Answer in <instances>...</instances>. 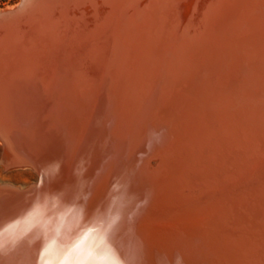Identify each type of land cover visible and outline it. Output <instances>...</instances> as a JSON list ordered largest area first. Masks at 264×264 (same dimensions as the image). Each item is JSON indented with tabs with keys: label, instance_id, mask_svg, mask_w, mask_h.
Returning a JSON list of instances; mask_svg holds the SVG:
<instances>
[{
	"label": "bare ground",
	"instance_id": "6f19581e",
	"mask_svg": "<svg viewBox=\"0 0 264 264\" xmlns=\"http://www.w3.org/2000/svg\"><path fill=\"white\" fill-rule=\"evenodd\" d=\"M240 1V6H236L235 0H198L188 17L181 21L176 18L175 21L176 0H162L153 7L146 30L140 24L142 21H139L138 26L144 30L143 33L140 32L141 36H137L139 33L136 29L137 34L133 37L130 35L132 39L129 41L122 37L123 40L117 43L109 60L105 53L94 55L88 47L89 52L94 55L89 60L93 61L95 68H105L109 71L108 74L111 73L109 77H114L112 83L110 81L112 100L109 99L108 102L117 106L116 114L111 111L113 107L111 110L102 109L106 108L107 102H100L94 95L98 102L89 103L95 104V107L92 106V110L89 106L91 113L86 112L87 117L84 115L85 118L81 117L78 121L76 110L79 104L76 107L73 104L77 102L76 95V101L72 102V95L63 100L61 97L65 95L61 94L59 97L63 101L60 106V100H55V104L58 103L56 106H60L56 108L53 106L54 100L53 103L46 102V97L52 94L49 95L48 90V94H45L46 87L42 88L45 91L41 90L46 83L41 86L37 81L26 86L29 89L27 91H30L29 97L27 96L30 102H24L26 99L22 95V99L16 101L18 104L15 105L20 106V109L16 106L14 108L13 103V108L10 106L11 109H7L8 104L10 105L7 98L0 99V116L10 118L16 112L19 114V121H22L18 123L21 129L24 124L28 126L29 132L26 130L25 134L27 137L20 141L28 152H32L31 157L34 153L37 158H34L36 162H30L27 160L31 158L27 159L26 153L23 152V156H20L17 141L15 143L9 136H2L3 132L0 131V138H3L7 148L4 153L6 160L9 162L14 159L13 161L17 160L21 164H28L40 175L38 182L0 188V226L19 225L15 229V241L7 235L4 238L0 264H40L41 253L51 232H43L39 228L27 231L31 227L28 218L34 212L44 214L53 222L52 227L58 223L57 217L64 221L66 230L60 237L64 244L69 242V235L77 231L79 225L112 221L113 226L108 232L110 247L104 245L103 239L93 237L88 240V235L85 234L82 246L76 253L80 256H95L98 249L104 248L103 255L120 264H264V16L254 17L248 7L257 2L262 4L264 0ZM226 12V17L234 16L231 19L235 29L232 24L231 29L230 26L225 29L220 23ZM226 17L222 19L225 20ZM215 21L220 23L217 28L211 24ZM170 22H177V27L173 25L177 37L172 39L169 36L173 30L172 27L169 31ZM207 23L209 26L205 30L203 25ZM93 26L97 27L98 23L94 21ZM89 40L92 41L90 37ZM94 43L97 47V41ZM99 44L102 45V41ZM168 44L170 47L164 49ZM79 47L78 51L82 49ZM78 61L81 62L80 59ZM80 62L78 65L81 66ZM235 70L238 72L234 73L237 79L235 76L232 78L237 80L234 88L237 94L234 98L232 90L228 89L232 93V101L227 99L229 96L222 99L220 89H225L227 83L224 81L231 76L230 71L233 73ZM220 72L226 73L223 74L225 77ZM78 79L81 80V77ZM74 82L71 85L77 84ZM230 84L233 85L231 82ZM91 85L92 81L90 87ZM81 89L83 88L78 91ZM80 106L78 112L81 113ZM73 108H77L74 110L76 114ZM85 108L88 109H82ZM7 111L14 113L9 116ZM80 113L78 115L84 114ZM15 120L17 122L16 118ZM176 133L178 135L175 140ZM2 138L0 141H3ZM27 155L30 157V154ZM152 158L171 161L166 167L173 164V168L170 167L174 169L173 173L167 181L144 182L149 177ZM160 163L163 165V162ZM154 168L151 167V175L155 172ZM236 178L242 181L234 189L226 191L224 196L221 194L225 198H220L214 192L220 198L217 197L214 201L204 193L212 189L222 190L226 181ZM96 186L99 190L94 196ZM226 188L230 189V186ZM201 190L205 194L203 196L207 197H204L205 203L206 199L210 200L204 210L211 211L208 215L204 212L205 218L201 215L202 211H196L198 216H202V221L205 219V224L208 223L201 227L206 230L205 233L211 232L214 235V230L217 232L220 226H224L221 224L227 223V228H222L221 233L219 232L220 237L215 240V236L210 234L213 238L210 237L209 244L201 242L197 233L203 234L202 231L188 227L186 231L175 223L176 226L163 233L164 236H170L160 244L151 246V252L147 256L139 242L141 236L134 234L135 229L146 231L151 223L157 222V217L154 216L156 214L146 213L147 207L152 206L154 201L173 206L175 201L177 204V200L185 196L190 199L192 195L196 197V192ZM181 201L179 202L184 205L189 200ZM193 206L195 207L191 205L192 208ZM183 210L185 209L179 212L173 210L174 219L175 215L183 220L186 216L189 219L192 212L184 215ZM190 218L193 219L192 216ZM195 220L194 224L200 219ZM163 221L159 222L162 224ZM190 222L193 224V221ZM84 240H88L86 246L83 245ZM194 240L199 241L198 248L195 247ZM59 252L57 240L52 238L48 255L56 256Z\"/></svg>",
	"mask_w": 264,
	"mask_h": 264
},
{
	"label": "rangeland",
	"instance_id": "374dc122",
	"mask_svg": "<svg viewBox=\"0 0 264 264\" xmlns=\"http://www.w3.org/2000/svg\"><path fill=\"white\" fill-rule=\"evenodd\" d=\"M159 1H162V0H96L94 2L87 3V4L86 3L85 4H81V5L77 4V5H75L74 8H72V9L70 8L68 10V7H64V5L61 4L58 1L33 0V2L30 5H28L27 7L23 8V9H19L18 5L20 4V1L18 3H16V4H14V5H7V6L3 7V8H0V10H1L0 13H3L2 15H0V99L4 98V100H6L5 98H7L6 101H9L8 103H10V105L8 104L7 109L10 108L12 103L14 105V108L18 107V105L17 106L15 105L17 103L16 101L19 102L20 99H22V96L24 97L23 99H26V100H24V102L28 103V102H30L29 100H27L28 97H29L28 93L30 92V91L29 92L27 91V90H29L28 89L29 84H31V82L33 83V82L37 81L38 83L41 84V86H44L45 83H46V85L44 87H41V90H44L42 88L46 87L45 88L46 92L48 90L49 91V95L52 94V95H50L51 98H50V96L46 97V99H47L46 102H51V103L54 102L53 106H55L56 108L60 107L61 106L60 105L61 102L64 99H66L67 97L70 98L71 95H72V99L74 98L73 100H71L72 102L76 101V99H77V102L73 103V104H76V105H74V107H76L79 104L77 106V108L79 110V106L81 105L80 106L81 111H82L81 113H84L86 108H85V110H83V109H84V107H87L88 109L85 111L84 114H81L80 111L78 112V110H76L77 108H73V111L76 110L77 111L76 113H78V114L80 113L81 114V115H78V114L76 115V116H78V119H76L78 121H79V119L81 117L83 119V118H85V116L87 117L88 113L89 114L91 113L90 107L93 110V107H95L93 105H95V104H90V103H93V102L96 103V101L98 102L97 99H99L100 102L102 101V103H104V104L107 102L105 104L106 108L102 107V109H107L108 108L107 110H111V108L113 107L111 111L115 112V114H116V112L118 113V110L116 109L117 106H115L114 104L112 105V102H108L109 99H110V101L112 100V93L110 91V85L112 83V80H114L113 79L114 77L113 76L109 77V76H111V73L108 74L109 71H107V69H105V68L104 69H99L97 67V69H96L95 65L92 63L93 61H90L91 59L89 60V58H92L97 53L103 52V53H105L106 59L109 60V58L112 55L113 49L116 47V45H117V43L119 41L123 40V38L129 41V39L130 38L132 39L133 35L134 34L136 35L137 32L139 33V35H137V36H141L140 32L143 33L142 31H144V30H146L148 28L147 26L150 24L149 23V19H150V15H151V13L153 11V7ZM197 1L198 0H176V2L174 4L175 5L174 6V16L177 14L176 15L177 17H174V20L176 21V18H177L178 21L179 20L181 21V19H184L185 17H188L190 15V13H191V9L195 6V3ZM240 2H241L240 0H235V5L236 6H240ZM162 4H164V3L162 2ZM178 5H179V7H178ZM9 7H12V8L9 9ZM248 7H250L249 11L251 12V15H253L254 17L264 16V2L262 4H260V2H257L256 5H253V6L252 5L251 6L248 5ZM162 11H161V13H162ZM96 14H98V15H96ZM226 14H227V12L222 17H226ZM85 15H86V17H85ZM178 15H179V17H178ZM222 17H221V19H222ZM232 17H234V16L233 15H229V16H227L225 18V20L222 19L223 21H221V19H220V23L224 25L225 29H227L229 26H230L229 28L231 29L232 25H233V29H235L234 28L235 25H234V23H232V22H234L231 19ZM227 18L230 19V20H228ZM98 20H101V21L99 22ZM94 21L96 23H98L99 27L98 26L97 27L93 26ZM139 21L140 22L142 21L140 24H141V26L144 25V27H142V28H144V30L141 29L140 26H138V25H140ZM218 21H215L214 23H211V24L215 28H217L218 25L220 24ZM147 22H148V25H147ZM100 23H102V24H100ZM172 23L170 25L169 31H171L170 29L173 27V25L175 27H177L176 26L177 22H174L173 24ZM90 24H92L91 27H90ZM208 24L209 23H207V24H205L203 26L206 27ZM175 27H173L172 28L173 30L169 33V36L171 37V39L174 38L175 36L177 37L176 32H175L176 30H174ZM136 29H138V30L140 29V30L139 31L137 30V32H136ZM204 29L206 30L207 27L204 28ZM172 32H174L173 33L174 35L172 34ZM96 35H98L99 37H95ZM125 35H127V36H125ZM130 35L132 37H130ZM171 35H173V36H171ZM86 36H88L87 39H86ZM110 36H112V37H110ZM89 37L91 38L92 41L89 40ZM74 38H76V39H74ZM77 39L80 40V41H78ZM81 39H84L85 41L84 40L81 41ZM174 40H176V39H174ZM76 41L79 44H77ZM86 41L89 42V43H87ZM96 41H97V47H95L96 44L94 43ZM101 41H102V45L99 44V43H101ZM128 41H124V42H128ZM85 43H86V46H85ZM91 44H93V45H91ZM131 44H134V43L132 42ZM73 45H74V47H73ZM106 45H107V47H106ZM76 46H78V47L80 46L82 49H79V51H78L77 50L78 47H76ZM72 47L74 49H76V50H72L73 49ZM88 47H89V50H91L92 53H94V55L92 53H90L91 51L89 52ZM92 47H94V48H92ZM138 47H141V45H139ZM168 47H170V44L166 45L164 49H167ZM84 48L86 50H88V51H86ZM95 48H96V50H95ZM68 51H69V53H68ZM76 51H77V53H76ZM107 51H109V52H107ZM80 52H82L83 55H81ZM72 53H73V55L71 56ZM109 53H111V54H109ZM78 54H79V56L76 57V55H78ZM58 55H59V60H58ZM84 55H85V58L84 57L82 58V56H84ZM87 55H89V57ZM71 57L72 58L74 57V59H72ZM61 58H63V59H61ZM79 59L81 60V62L78 61ZM85 59H87L89 62L86 61ZM76 60L81 63V66L78 65L79 63ZM75 61L77 62V64H75L76 63ZM83 61H86V62L84 63ZM82 63L84 64L83 67H82V65H83ZM68 64L69 65L71 64V65L69 66ZM68 66H69V68L71 67L72 69L71 68L69 69ZM72 66H75V67L79 66L81 69H79L78 67H77L78 68L77 69V68L72 67ZM105 67L107 68L108 66H105ZM66 68H68V69L66 70ZM74 69L76 71H73ZM70 70H71V72H69ZM95 70H97V71H95ZM102 70H105V71H102ZM67 71L69 73H67ZM79 71H81V73ZM87 71H89V72H87ZM72 72H75V73L73 74ZM82 72L83 73L85 72L84 75H83ZM91 73L93 75H91ZM234 73L237 74L238 73L237 70H235V72H233V73L230 71L231 76L228 77L229 80L226 79L224 81V82L227 83V86H225V89H223V90H222V88L220 89L221 93H222V96H223V97H221L222 99H226L229 96L227 99H230L229 101H232V99H231L232 95L235 98V94H237V92H235V89H234L236 87V83H237V80H236L237 76L234 75ZM62 74H64V75H62ZM223 74H226V73L220 72V75H222V77H225V75H223ZM44 75H46V76L44 77ZM65 75H66V79H65ZM67 75H68V77H67ZM96 75H97V77H96ZM74 76H75V78L77 77L76 80L74 79ZM85 76L88 77V78L84 80L83 78H86ZM78 77H81V80L83 79L84 82L85 81L86 82L85 83L82 82L80 79H78ZM91 77L93 78V80H92ZM105 77L107 78V80H106ZM232 77H234L236 79H233ZM70 78H72V79L70 80ZM26 79H28V80L26 81ZM100 79H101V81H100ZM31 80H33V81H31ZM41 80H43V81H41ZM74 80L76 82H77V80H79L77 82V84L80 86V88L82 87L83 89L78 91L80 88H79V86L77 84H75V86L71 85L72 82H74ZM80 81L83 84L79 83ZM91 81H92L93 85H91V87H90ZM110 81H111V83H110ZM47 82L50 83V84H47ZM76 82H74V83H76ZM230 82L233 83L234 87H233L232 84H230ZM48 85H50L51 87L48 88ZM81 85H84V86H87V87H84V86H81ZM26 86H28V87H26ZM77 86H78L79 89L77 88ZM231 86H232V88H231ZM92 87H93V89H92ZM97 87H99V88H97ZM24 88H26V90H22ZM49 89H51V90H49ZM70 89H71V91H70ZM75 89L78 91V93L75 92L76 91ZM89 89L90 90L92 89V90L90 91ZM228 89L232 90L233 94ZM82 90H84V91H82ZM93 90H94V92H93ZM99 90L102 91V93H100ZM108 91H109V93L111 95L108 93ZM50 92H52V93H50ZM56 92H57V94H56ZM63 92H65V93H63ZM73 92H75V94ZM90 92H92V93H90ZM68 93H70V94H68ZM45 94H48V92L45 93ZM61 94L65 95V96L61 97L62 96ZM78 94H79V96H78ZM73 95H74V97H73ZM75 95H76V99H75ZM91 95H93V96H91ZM94 95L97 98L96 100H95ZM54 96H55V98H53ZM59 96L63 100H61ZM86 96H87V98H86ZM90 97H92V99H89ZM55 100H60V102H58L59 104L57 103L60 106H56L57 104H55L56 103ZM80 100H82V101L80 102ZM83 102H85V103L82 105ZM86 102L88 104L87 106H86ZM109 104L112 105V106H110ZM21 106H24V105H21ZM109 106H110V108H109ZM18 109H20V106L18 107ZM16 111H17V109H16ZM7 112H9V111H7ZM86 112H88V113L86 114ZM10 113H12V111H10L8 113L9 116H10ZM13 113H14V111H13ZM15 113L13 115H15L16 117L15 116H13V117L10 116V118H8V117L7 118H3L2 116H0V131L3 132L2 136H4V137H6V136L8 137L9 136L10 138H12V140L14 142L17 141V143L16 142L15 143H16V146H18V148H19V149H17L20 152L19 155L21 156L23 154V152H24V154L26 153L25 155L27 156V159L31 158L30 160L28 159L27 161L31 162V160H33V161L36 162V160H34V158H36V157H34L35 154L34 153L32 154L33 155L32 156L33 158H32L31 157V153L32 152L31 153L28 152L29 150H27L21 143V141L24 140L27 137V135L25 137V134H27V131H28L27 127L28 126L26 124H24V127H22V129H21V125H18V123L22 122V121H19V118H18L19 114H17V113L15 114ZM74 113H75V111H74ZM15 118L17 119V122H16ZM1 120H2V122H1ZM80 121H82V120H80ZM2 124H3L4 127L2 126ZM14 127H15V129H12ZM4 128H6V129L4 130ZM16 128H18V129H16ZM7 130H8V132H7ZM14 130H16V131L13 132ZM17 130L18 131L20 130L19 131L20 133ZM9 131H10V133H9ZM24 131L26 133H23ZM17 135H20V137L17 136ZM177 135H178V133H176V135H175V140H176V136ZM13 136L15 138H17V137L18 138L14 139ZM23 137H25V138H23ZM2 140H3V138H2ZM0 142L2 143V144H0V184H6V185L9 184L11 186H17L18 187V186H24V185H27V184H30V183H33V182H36L37 180H39V178H40V175L38 174L39 172L37 173L36 170L32 169V166H29L28 164L27 165L21 164L17 160L13 161L14 159H12V160L10 159L9 162H8L6 160L7 157L4 154L5 151H7L6 150L7 148L5 147V143H4L5 141L3 140V141H0ZM21 146H23V148H25V150L23 148L21 149ZM20 149H21V151H20ZM27 154H30V157ZM21 160H24V159H21ZM151 160H152V162L150 161L149 164L152 163L151 164L152 166H150V170H149L150 172L148 173L149 177L150 176L151 177L150 178L149 177L146 178L144 180V182H150V181L153 182L154 181V182L157 183V182H160V181H167L168 177L172 175L173 170H174V169H171V168H173V164H171V163H170V167L171 168L170 167H166L168 162H171V161H167V160H162L161 161L160 158H157V159L152 158ZM153 160H154V163H153ZM157 160H159V162H157ZM10 162H11V165H10ZM160 162H163L162 164L163 165L166 164V165L165 166L160 165L161 164ZM164 162H165V164H164ZM23 163H25V162H23ZM155 163H157L156 165H158V167L156 165H153ZM4 166H5V168H4ZM151 167L154 168L153 172L155 171L157 173L154 172V174L151 175V172H152L151 171L152 170ZM158 168H159V170H158ZM166 168H168V170ZM164 169H166L167 171L164 170ZM240 181H242V180H240V179L238 180V178L230 179L229 181H226V183L224 184V187H222L223 188L222 190H218V189H214L213 190L212 189V190H210L208 192L204 191V193L206 194V196H208V197L210 196V198L212 197V199H214V201H215V199L218 196H220V198H221V197H223L225 195L224 193L226 191L234 189L235 186H237V184ZM226 186L227 187L230 186V189L226 188ZM96 189H95V191H97V192H95V191H94L95 193L93 192L94 196H96L95 194L98 193L99 187L97 188V186H96ZM201 191H197L196 192V197H194L195 195L194 196L192 195L193 197L190 195L191 199H190L189 196H185L182 199H180L183 202H185L186 200H189L188 202H190L191 204L186 201L185 204L182 205L183 203H180L179 202L180 200H177V204L180 203L181 205L179 204V206H181V207L177 206L176 201L173 204V206L171 204L167 205L169 203H167V204H162L161 203L162 205H164V206H162L159 203L157 204L156 201L153 202L154 204H156V205L153 204L154 208L152 207L153 205L152 206L149 205V208L147 207V209L145 210L146 213H148L149 215L150 214L151 215L156 214L154 216L157 217V220H156L157 222L152 223V225H150V227H149V232L151 233V235H153V237L158 238V237L164 235L170 228L178 225V226H181V227L185 228L186 231H187L188 228L191 229V230L202 231L203 234H201V232H200V234L197 233L198 237L201 239V242L204 241V242L208 243L209 241H211L210 239L213 238V237H211V235L215 236L214 237L215 240H216V237H220L219 236V235H221L220 231H222V228H227V225H228L227 223H226L227 225L226 224H221V225H224V226H220L217 229L218 230L217 232H216V230H214L215 232H212V233H214V235L211 234V232H209V233L206 232L205 233L206 230L204 231L203 228L201 227V226H203V224L205 226H207L208 223L205 224V219H204L205 217L204 216H206L207 213H209V214L211 213V211H209L207 209L204 210L205 209V205L208 204L210 202V200L206 199V203H205L204 197L205 198H207V197L203 196L205 194L203 193V191L202 192ZM214 192H216V194H219V195L218 196L215 195ZM199 193H200L201 196L199 195ZM221 194L223 196H221ZM202 198L204 200H202ZM223 198H225V197H223ZM200 199H201V202L199 201ZM194 200H195V202H194ZM196 201L197 202L199 201L200 203L199 202L197 203ZM202 202L205 203V204L203 205ZM191 205H195V207L193 206L194 208H192ZM171 206H172L173 209L170 208ZM151 207H152V209H151ZM155 207H156V209H155ZM183 207H185V208H183ZM199 207H201V208H199ZM164 209H165V211H164ZM182 209L186 210V211L183 210V214L185 212L184 215H186V213H191L192 212L190 216H192L193 219H191L189 214H187L189 216V219L187 218V216L186 217L183 216V218L184 217L186 218V219L183 220V219H181L182 217H180L178 215V217H180L179 218L180 221H179V219H177L178 217L175 215V219H176L175 220L174 219V215L172 213V212H174L173 210H177V212H179L180 210L182 211ZM190 209H191V211H190ZM170 210H172V211H170ZM196 211H197V213L198 212L201 213V211L203 212V214L201 213L202 216L204 215L203 216L204 217L203 221H202V216L200 214H199L200 216H198ZM204 212H206V214ZM215 212L217 213V211H215ZM169 213H171L172 215L169 214ZM165 214L167 216H164ZM169 216L171 218L173 217L172 218L173 221H172L171 218L169 219ZM165 218H167V220ZM195 218H196V220L198 218L201 221L197 220V221H199V222H197L195 220ZM158 219H160V220H158ZM161 220H164L162 222V224L160 223ZM189 220L193 221V224ZM194 220L196 221L195 224H194ZM171 221H172V223H170ZM181 221H182L183 225H180V224H182ZM184 221H187L189 224H187ZM175 223H176V225H175ZM185 223L187 225H185ZM153 224H155V225L153 226ZM159 224H160L161 227L160 226L158 227ZM163 224L166 225V226H163ZM155 226H157V227H155ZM193 226H195V227H193ZM192 227H193V229H192ZM198 227H201V228L198 229Z\"/></svg>",
	"mask_w": 264,
	"mask_h": 264
},
{
	"label": "snow or ice",
	"instance_id": "6c2138e0",
	"mask_svg": "<svg viewBox=\"0 0 264 264\" xmlns=\"http://www.w3.org/2000/svg\"><path fill=\"white\" fill-rule=\"evenodd\" d=\"M31 221V227L27 230L28 232L32 231L34 228H39L43 232H51V237L49 238L48 243L45 245L44 251L41 253L40 264H120L117 260H109L104 255V248L97 250V255H76L82 246L81 241L82 237L85 234L88 235V240L96 237L98 239H103L104 245L110 247V241L108 240V232H110L111 227L113 226L112 221L108 222H93L87 225H79L77 231L69 235V242L64 244L61 240V234L66 230L64 221L57 217L56 225L52 227V221H50L44 214L40 212H34L30 214L29 218ZM16 225H9L7 227L0 226V250L3 248L5 236H9L14 241L16 240L15 229L18 227ZM101 234H103L101 236ZM27 235V232H25ZM52 238L57 240V247L60 248V252L56 256L48 255V247L52 242ZM23 239V237H20ZM88 240L83 241V245L86 246ZM67 254V258H65Z\"/></svg>",
	"mask_w": 264,
	"mask_h": 264
},
{
	"label": "water",
	"instance_id": "95a60500",
	"mask_svg": "<svg viewBox=\"0 0 264 264\" xmlns=\"http://www.w3.org/2000/svg\"><path fill=\"white\" fill-rule=\"evenodd\" d=\"M19 1H20L19 9H23V8L27 7L28 5H30L33 2V0H19ZM51 1H58L61 4H63L64 7H68V10H69L70 8L71 9L74 8L75 5H77V4H79V5L85 4V3L87 4V3L94 2L96 0H51ZM2 14L3 13H0V15H2ZM4 186H11V185L0 184V188H6ZM14 187H16V186H14ZM149 227H150V225H149ZM149 227H148V229H146V231H142V230L139 231L138 229L134 230L135 231L134 234L141 236V238H140L141 240H139V242L141 243L142 251H145L147 256L149 255V252H151V250H150L151 246L160 244L159 242H162L163 240H166L168 238V236H170V235H168V236L162 235V236H160L158 238L153 237L151 235V233L149 232ZM199 240L201 241V239H199ZM194 241H195V247L198 248L199 245H200L199 241L198 240H194Z\"/></svg>",
	"mask_w": 264,
	"mask_h": 264
},
{
	"label": "trees",
	"instance_id": "16d2710c",
	"mask_svg": "<svg viewBox=\"0 0 264 264\" xmlns=\"http://www.w3.org/2000/svg\"><path fill=\"white\" fill-rule=\"evenodd\" d=\"M18 2L19 0H0V8H3L7 5H14Z\"/></svg>",
	"mask_w": 264,
	"mask_h": 264
}]
</instances>
